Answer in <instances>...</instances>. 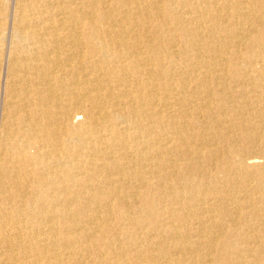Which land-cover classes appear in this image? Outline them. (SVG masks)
<instances>
[{
	"label": "bare ground",
	"instance_id": "bare-ground-1",
	"mask_svg": "<svg viewBox=\"0 0 264 264\" xmlns=\"http://www.w3.org/2000/svg\"><path fill=\"white\" fill-rule=\"evenodd\" d=\"M14 1L0 264H264V0Z\"/></svg>",
	"mask_w": 264,
	"mask_h": 264
},
{
	"label": "rangeland",
	"instance_id": "rangeland-1",
	"mask_svg": "<svg viewBox=\"0 0 264 264\" xmlns=\"http://www.w3.org/2000/svg\"><path fill=\"white\" fill-rule=\"evenodd\" d=\"M15 6L16 5H15L14 0H5L6 17H7L6 20L8 23H10L12 18H13L12 15H14V13H15ZM9 43H10L9 36L5 37V39L0 40V51H1V53H0V69H1L0 70V123H1L2 113L4 112L3 98H4V96L7 95V91H6L7 90V88H6L7 84L5 85V83H4V81H5L4 77H5V73H6L5 69L8 66L7 65L8 64V55L7 54H8V48H9L8 44ZM31 98H33V97L31 96ZM31 102H34V101L31 100ZM27 104L29 105V108L26 107ZM27 104L24 105L23 106L24 108L22 107L21 110L32 109L33 104H30V103H27ZM26 108H28V109H26ZM0 148H1L0 149V157H1L0 158V173H1L0 174V217L7 218L10 221H16L19 218L18 210L21 209L22 207L17 202L15 194L20 193L21 188L24 184V180H23L22 175L19 176V179L15 178V176H14L15 168H13V167H14V165H17V161H16L15 157H11L8 154L7 149L3 146L2 133L0 134ZM1 150H2V153H1ZM182 162H184V161H182ZM3 165H7L8 167H10L9 168V170H10L9 174L7 172L6 173L4 172L5 174H8L7 177H5V178H3V174H2L4 169L1 166H3ZM19 168H21V167H19ZM192 176H193V174H192V171H190V170H187L185 172L181 171L176 175V177H179L183 180L184 179H190V178H192ZM16 180L18 181V184H17ZM18 186H20V187L18 188ZM8 213H10V215ZM187 240H189V243H191V246L197 245L195 243L194 239L189 238Z\"/></svg>",
	"mask_w": 264,
	"mask_h": 264
}]
</instances>
